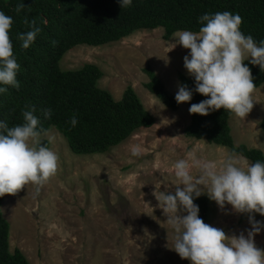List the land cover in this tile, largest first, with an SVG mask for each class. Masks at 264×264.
<instances>
[{
	"label": "rangeland",
	"instance_id": "374dc122",
	"mask_svg": "<svg viewBox=\"0 0 264 264\" xmlns=\"http://www.w3.org/2000/svg\"><path fill=\"white\" fill-rule=\"evenodd\" d=\"M189 52L175 46L173 34L164 38L161 26L140 28L100 45L76 44L64 52L62 68L97 64L103 71L98 85L116 98L131 84L154 122L93 153L73 152L53 126L41 132V140L52 138L47 147L58 156V171L39 192L30 184L15 195H4L0 206L9 222L10 250L18 247L30 264H191L171 248L177 234L153 191L157 186L174 194L173 165L190 154L218 166L230 155L250 162L226 145L185 135L188 103L172 109L144 86L148 76L143 67L149 65L176 96L181 86L177 73L189 75L184 67ZM252 98L254 106L245 119L230 114L228 120L235 144L264 151V82L254 88ZM133 147H139L141 155L133 156ZM255 219L264 222V215L256 213ZM204 222L229 236H247L251 228L248 214L233 212L231 205L221 210L210 199ZM255 244L264 250V228Z\"/></svg>",
	"mask_w": 264,
	"mask_h": 264
},
{
	"label": "trees",
	"instance_id": "16d2710c",
	"mask_svg": "<svg viewBox=\"0 0 264 264\" xmlns=\"http://www.w3.org/2000/svg\"><path fill=\"white\" fill-rule=\"evenodd\" d=\"M25 7L16 12V6ZM0 11L13 18L10 38L14 56L20 65L17 73L19 89L12 86L0 93V121L14 127L24 122L26 105L34 106L41 132L55 127L76 153L104 152L126 139L139 127L150 126L153 115L147 110L131 84H127L119 98L97 80L103 71L93 62L78 67L62 68L59 60L66 50L76 44L100 45L120 39L140 28H163L169 38L177 30L198 32L204 14L230 11L242 17L241 31L251 35L259 45L264 40V0H132V5L121 8L118 0H0ZM35 20L41 28L33 44L24 49L19 33L32 30L24 20ZM44 21H47L45 24ZM53 41L56 44L53 45ZM254 77L255 88L264 82V72L258 65L245 60ZM148 79L144 86L166 106L175 109V95L169 91L158 74L149 66L143 67ZM180 85L192 91L191 104L207 99L195 91V79L182 71L177 73ZM51 109L50 118L44 115ZM75 115L78 123H70ZM183 128L187 136L226 145L231 151L247 158L250 164L264 162V151L240 142L235 144L229 124V112L223 108L208 115L191 114ZM264 133V113L260 118ZM48 146L47 139L41 140ZM4 197V196H3ZM3 197H0V205ZM203 220L208 215L209 198L206 194L194 199ZM9 222L0 206V264H30L18 248L9 249Z\"/></svg>",
	"mask_w": 264,
	"mask_h": 264
},
{
	"label": "clouds",
	"instance_id": "9594fccd",
	"mask_svg": "<svg viewBox=\"0 0 264 264\" xmlns=\"http://www.w3.org/2000/svg\"><path fill=\"white\" fill-rule=\"evenodd\" d=\"M118 3L123 9L130 7L132 0ZM24 7L20 3L15 10L19 13ZM199 19L203 26L198 32L173 33L175 46L190 50L184 57V67L195 79V91L208 97L191 104L189 112L208 115L223 108L245 119L254 106L255 83L244 61L250 59L251 64L264 72V40L258 45L251 35H245L241 31L242 17L230 11L206 13ZM24 23L32 30L19 33L18 39L27 49L41 28L35 20L29 22L25 18ZM12 25L13 18L0 11V85L19 89L20 65L10 38ZM7 91V87H0V93ZM192 95L187 85H182L175 99L177 103L189 102ZM34 112V106L26 105L22 112L24 122L14 127L0 121V197L15 195L30 184L39 192L58 171V156L41 143L40 121ZM44 115L50 118L51 109L45 110ZM70 123L73 127L77 125L75 115ZM48 139L51 142L52 138ZM131 152L133 156L141 155L139 147H133ZM193 168L197 169L196 174ZM170 174L175 177L171 182L176 186L175 193L156 186L153 195L177 234L171 248L181 259H188L191 264H264V250L255 244L256 234L264 228V222L255 219L256 213L264 215V162L248 164L230 155L218 166L214 161H202L190 154L187 159L177 160ZM203 194L221 210L231 205L233 212L248 214L251 228L247 236L243 232L229 236L223 229L205 223L194 203Z\"/></svg>",
	"mask_w": 264,
	"mask_h": 264
}]
</instances>
